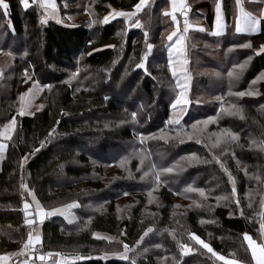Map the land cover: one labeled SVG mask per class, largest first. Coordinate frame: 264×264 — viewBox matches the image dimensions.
Returning a JSON list of instances; mask_svg holds the SVG:
<instances>
[{"label": "trees", "instance_id": "1", "mask_svg": "<svg viewBox=\"0 0 264 264\" xmlns=\"http://www.w3.org/2000/svg\"><path fill=\"white\" fill-rule=\"evenodd\" d=\"M216 1L188 0L193 8L189 23L194 15L199 20L194 29L200 22L205 28L189 30L185 39L190 103L176 125L169 123L179 89L168 67L167 36L175 27L164 15L168 0L148 2L131 20L109 18L108 23L101 21L113 9L133 11L138 0H54L58 19L31 0L27 9L20 0H6L7 15L0 8V50L11 53L12 63L0 78V128L13 117L16 126L0 162V254L17 250L34 227L25 225L22 210L25 201L34 203L31 190L46 210L78 203L72 223L53 217L40 228L49 253L89 257L70 264H224L190 240L187 231L223 256L254 264L242 234L264 241L258 215L264 211V151L256 146L264 141V79H257L264 74V20L256 34L230 27L212 36ZM223 2L229 13L232 1ZM70 15L82 18L73 23ZM136 19L142 27L132 26ZM179 25L183 29L182 20ZM248 42L251 47H240ZM146 43L153 45L151 50ZM146 53L145 71L136 65ZM240 64L243 69H234ZM25 69L33 70L30 79ZM229 70L238 78L230 79ZM34 82L42 89V108L21 116L20 97ZM241 91L254 94H230ZM221 104L237 105L243 118L221 111ZM225 130L238 140L229 138L213 148V134ZM214 156L235 178L236 197ZM151 164L157 169L178 166L163 173L162 183L154 187L151 173L141 179ZM189 185L204 189L207 199L186 191ZM150 191L156 197L151 203ZM217 196L229 199L217 202ZM150 226L153 232L128 253L129 260L110 255L123 252V244L134 246ZM173 230L175 239L169 235ZM178 242L188 243L191 253H182Z\"/></svg>", "mask_w": 264, "mask_h": 264}, {"label": "snow or ice", "instance_id": "2", "mask_svg": "<svg viewBox=\"0 0 264 264\" xmlns=\"http://www.w3.org/2000/svg\"><path fill=\"white\" fill-rule=\"evenodd\" d=\"M171 2V11H166L164 13V15L166 16H170L172 21L174 23L177 24V27L174 31H172L168 36H167V40L168 41H173L174 37H175V41L174 43L171 44L170 48H169V61H168V67L169 70L172 73L173 78L176 79V88L179 89V92L176 95V99L173 101L171 107L173 109V111L175 112L178 108V106H181V110L183 108V106H187L190 103V100L188 98L187 92L189 89V82L191 80V75L188 72L187 68L185 67V65L188 64V60L187 59H183V60H177V64L178 67L174 66V61L172 58V53H173V49L175 50V52L177 53V56H182L184 54L185 51V38H186V34L189 31V28L192 27V25L189 23L188 19H187V12L186 9L188 8V5L185 3V0H170ZM20 3L23 5V7L25 9H27L30 6V2L29 0H20ZM147 0H138V3L136 5H134V10L133 11H117L115 9L112 10V12H110L108 15L104 16L103 20L101 21L102 23H108L109 22V18H115V17H124L127 20H131L132 18L137 16V13L140 12L143 8L144 5H146ZM31 4H35L37 5L39 8L44 9L45 13L50 14L53 16V18H55V13L57 11L56 8V4L54 2V0H31ZM236 4L239 8V15L236 17V31L237 32H257L259 31V25L261 23V19L264 18V9H261V17H255L252 15V13L245 11V9L241 6V0H236ZM109 7H111L109 5ZM0 8L4 9V14L7 15V10L9 8V4L6 2V0H0ZM179 11L181 12V14L185 17L184 18V27L181 31L180 27H179V22L177 21V17L175 15V13ZM69 19H71V17H69ZM41 22L42 23H46L47 19L46 17H42L41 18ZM57 22H60L59 20ZM92 23H96L95 20L92 21ZM132 26L135 27H142L141 21L139 19H136L134 21V24ZM89 27H91V24L89 25ZM225 28V24L223 22V16L221 13V5L219 2H217L216 4V34H219L220 32H222ZM201 31H204L203 28L200 29ZM147 36L148 33L145 32V40L147 42ZM108 47H114L109 45ZM146 47L151 50L153 45L146 43ZM240 47H251V43L248 42L244 45H240ZM260 51H264V45L261 46ZM7 55H11V53H7ZM147 58V53L141 58V62L139 64L136 65L137 68H144L145 71L147 70L145 67V60ZM250 59V57H249ZM244 65L240 64V65H234V69L239 68V69H243ZM3 75V69L0 68V77H2ZM24 75L27 77L28 76V70L25 69ZM217 75H219V73H217ZM228 77L231 78H238L239 73L234 71V70H229L227 73ZM76 73H73V75L69 78L70 80L75 78ZM29 79L31 77H28ZM181 78H182V82H181ZM257 79H264V74H261L260 77H258ZM46 87H51L46 86ZM34 89H36L37 91L39 90V83L38 82H34L33 84V88H30L28 90L27 93L23 94L20 97L21 100V106L19 108V115H25L26 114V109H28L31 106L32 103V99L34 98ZM29 93H33L32 96H29ZM230 94H234L237 97H243L245 95H253L254 92L252 91H247V92H236V93H230ZM218 99H222V98H218ZM42 107V106H41ZM221 111L225 112L228 115H241V118H243L242 116V110L237 106V105H230L228 108H224L223 104H221ZM27 114L31 115V112H27ZM135 113H132L133 118H135ZM215 120L214 117L209 118L208 121H204L203 123L205 125H207L209 123V121H213ZM169 123H175L176 125L180 124V119L176 118L174 121L170 119ZM201 122H197V124H200ZM15 126H16V118L13 117L6 125H4L2 128H0V141L3 140H10L12 138V134L15 130ZM193 127L195 128L196 125H193ZM53 131H55V129H53ZM51 132L49 133V135L51 136ZM179 135V133H178ZM215 136V141L212 144V147L215 148L218 145H220L222 143V141H226L227 139H231L233 141L238 140V136L234 133L228 132V131H222L221 133H214L213 134ZM160 138H164V137H160ZM197 142L199 143L200 141L197 140ZM253 143H255V141H253ZM258 148H260V150L264 151V141H261L258 145H256ZM7 147V145L4 142H0V155H2L5 151V148ZM41 147H43V142H41ZM35 151H39V149H35ZM34 154V153H33ZM192 158H196L195 154H192ZM27 157L22 158V160H26ZM182 160L185 158H181ZM213 159L216 160V162L218 164H220V167L223 169V171L228 175V179L229 182L232 184V192H231V196L232 197H236L237 193H236V185H235V178L232 176L231 172L229 171V169L220 162L218 157H213ZM125 161L121 162V166H124ZM144 163V158L141 157V164L143 165ZM178 165H174L171 167H161L159 169H157V166L155 164H151L148 171H145L143 176L141 177V179L148 177L149 174L151 173V175L154 177V187H158L162 181H161V175L163 173H172L174 171V168L177 167ZM23 167V163H21V168ZM139 170V169H138ZM247 174V173H245ZM21 188H24L26 190H28V186L26 184H21ZM186 191L189 192H198L199 195L201 197H203L205 200L207 199V197L205 196V190L202 188H193L191 185L188 186V188L186 189ZM28 194L32 196V200L35 201L36 203V209L37 212L36 214L39 215L40 217V221L43 222V220L48 217V216H52V215H56L57 213H59L60 215L64 216L65 219L68 220L69 223H72V218L71 214L69 212L70 209L74 208V207H78V203L77 202H72L66 205H63L60 208H52L50 210H45L39 203L38 200H36V197L34 195V193L31 190H28ZM125 195H127V193H125ZM149 196H150V200L149 203L153 202L154 200H156V197L152 196L151 191L149 192ZM229 197L227 196H217L216 200L217 202L221 201V200H228ZM235 203L237 204V207H239L240 205V201L239 199L235 200ZM193 204L196 207H201L202 205L200 203H198L197 201H193ZM261 206L262 208H264V200L261 201ZM30 205L27 201L24 202V215H25V224L31 225L34 223L33 219H28L27 217L29 216V209ZM178 207V206H176ZM249 207H251V204H249ZM175 215V213H174ZM229 215L231 216L232 213H229ZM240 215L243 216L244 212L241 209L240 210ZM260 216V226H259V232L261 237H264V211L260 212L258 214ZM204 221H201V223H203ZM153 232V228L150 226L147 229L144 230L143 234L140 236V238L136 241V244L134 246H129L128 244H123V252H114L111 253L110 255H114L117 256L123 260H129L130 257L128 256V253L130 251L135 250L136 248L140 247L142 242L144 241L145 237H147L149 235V233ZM187 236L189 237L190 240L194 241L196 244L201 245L204 249L207 250L208 253H211L213 257H215L217 260L219 261H223L224 264H245V262L242 261H238V260H233V259H226V257H224L223 255L219 254L218 252L214 251L213 248L206 243L204 240H202L198 235H196L194 232L191 231H187L186 232ZM169 235H172L173 239H175V233L174 230L169 232ZM243 238L244 241L247 242V246L248 249L251 252V259L254 262V264H264V241L262 242H257V240L253 239L251 235H249L248 233H243ZM93 236L97 237L98 239H105L108 241H114L115 238L113 237H101L99 233H93ZM41 243V236L40 234L37 232L35 235L33 234V232H29L28 233V238L26 241H24V247L25 248H29V247H34L37 244ZM179 243V247L181 249L182 253H188L192 251V247L188 244V243ZM156 247H161V245H156ZM144 251H147V249H144ZM12 255H16V253H4V254H0V264H9V257ZM49 256L52 255V253L48 254ZM56 255H60L59 253H56ZM106 256L109 254H105ZM77 259H85V257H76ZM39 260L43 261L45 259V256L41 255L38 257ZM131 264H135V260H132Z\"/></svg>", "mask_w": 264, "mask_h": 264}, {"label": "rangeland", "instance_id": "3", "mask_svg": "<svg viewBox=\"0 0 264 264\" xmlns=\"http://www.w3.org/2000/svg\"><path fill=\"white\" fill-rule=\"evenodd\" d=\"M152 1H154V0H147V3H146V5L148 4V2L150 3V2H152ZM56 8H57V10H58V7H57V5H56ZM112 12V11H111ZM166 12V11H165ZM84 14H87L86 12H84ZM50 15V14H49ZM56 17H57V19H58V14L57 15H55ZM193 17H191V25H192V27L191 28H189V30H200V29H194V27H196L197 25H199V24H197L198 22H199V20H198V18L197 17H195L194 15H192ZM53 17V16H52ZM69 17H71V19H69ZM168 17V16H167ZM81 18H82V16L81 15H70V16H68V19L71 21V22H73V23H75V22H78L79 20H81ZM111 18V17H110ZM115 18H117V17H115ZM118 18H121V17H118ZM182 19H181V17H179L178 19H177V21L178 22H180ZM176 27H177V24L175 23V27H174V30L176 29ZM181 29V31H182V28H180ZM173 30V31H174ZM188 34V33H187ZM187 34H186V37H187ZM209 34L210 35H212V32H209ZM213 36V35H212ZM216 36V35H215ZM186 39V38H185ZM174 41H175V37H174V39H173V41H168V56H169V48H170V46H171V44L172 43H174ZM187 53H188V51H187V49H186V45H185V51H184V54L182 55V56H177V53L175 52V50L173 49V53H172V58H173V61H174V66L175 67H178V64H177V60L179 59V60H183V59H187L188 60V57H187ZM189 61V60H188ZM12 63V58L9 56V55H5L3 52H1L0 53V68H2L3 69V73H4V71H5V69L7 68V66H9L10 64ZM185 67L186 68H188L187 67V65H185ZM188 70V69H187ZM25 72V71H24ZM189 72V71H188ZM29 73V72H28ZM4 75V74H3ZM3 75H2V77H0V78H3ZM191 75V74H190ZM31 75L30 74H28V77H30ZM175 79V78H174ZM175 81H176V79H175ZM191 81H192V78H191V80H190V82H189V89H188V92H187V95H188V98H189V93H190V89H191ZM181 82H182V78H181ZM33 87V85L31 86V88ZM41 88L39 87V90L37 91L36 89H34V98L32 99V103H31V106L28 108V109H26V111L27 112H31V113H34V111H33V109H34V107H35V105H36V103L38 104V108L40 107L41 108V103H39L38 102V99H39V96H40V94H41ZM28 92V91H27ZM26 92V93H27ZM33 95V93H29V96H32ZM190 100V99H189ZM189 105V104H188ZM187 105V106H188ZM184 107H186V106H183V108ZM183 108H182V110H181V106H178V108H177V110L174 112L173 111V117L171 118V120H175L176 118H179V119H181V116H182V112H183ZM35 112H36V109H35ZM173 124H175V123H173ZM32 204V203H31ZM32 206H33V208H34V212H35V224L33 225L34 227H32V226H30V227H32V228H30L29 230H28V233L29 232H33V234L35 235L37 232L40 234V236H41V233H40V228H41V225L45 222V221H47V220H49V219H51V218H53V217H63L64 219H65V217L64 216H62V215H60L59 213H57L56 215H52V216H48V217H46L44 220H43V222H41L40 221V217H39V215H37L36 214V212H37V209H36V203H35V201H34V203L32 204ZM76 207H74V208H72V209H70L69 210V212H70V214H71V217L70 218H72V217H74L73 219H72V221H74L75 219H76V217H75V214L73 213V210L75 209ZM46 210V209H45ZM66 221H68L67 219H66ZM28 233H27V236H26V239L24 240V241H26L27 240V238H28ZM201 246V245H200ZM19 248L17 249V250H15V251H13V252H10V253H16V255H12L14 258H17V259H19V260H21V262H26V263H28L29 264V259L27 258V256L28 255H30V254H36V253H39V252H41V251H44L45 249L43 248V246H42V241H41V243L40 244H37V245H35L34 247H29V248H25L24 247V242H21L20 243V245L18 246ZM48 252V251H47ZM56 253H59V252H53L52 253V255H50V256H52V261L51 262H49V263H47V264H67V263H69V262H71V261H73V260H75L76 259V257H88V256H84L83 254H81L80 252H68V253H59L60 255H56ZM189 253H191V252H188V253H186V254H189ZM224 257H226V256H224ZM89 258V257H88ZM226 259H233V258H230V257H226ZM233 260H235V259H233ZM221 262H223V261H221ZM224 263V262H223Z\"/></svg>", "mask_w": 264, "mask_h": 264}, {"label": "crops", "instance_id": "4", "mask_svg": "<svg viewBox=\"0 0 264 264\" xmlns=\"http://www.w3.org/2000/svg\"><path fill=\"white\" fill-rule=\"evenodd\" d=\"M168 1H169V11H171V2H170V0H168ZM231 1H232L233 4H232L230 9H227L229 11V13H226L225 3L223 2V0H217L216 1V4H217V2H219L220 5H221V13H222V16H223V22L225 24V28L219 34H216V4H215V6H214V19H213V24H212V29H211L212 35L222 36L223 34H225L226 30L228 28H230V27H234L235 30H236V17L239 15V8H238V6L236 4V0H231ZM185 3L190 8V12H189V14H190L191 11L193 10V8H192V6H189L188 0H185ZM241 6L245 9V11L252 13L253 16L261 17V9H264V0H241ZM227 14H229L231 16L230 17L231 21H229V23H228V20H227L228 19L227 18V16H228ZM175 15H176L177 19L179 17H181V19H182L181 12L177 11L175 13ZM262 20H264V18H262L261 21ZM182 23H183V21H182ZM200 24L201 25L199 27H197L196 29H201V28L204 29L205 28V26L201 22H200ZM183 25H184V23H183ZM179 27H180V25H179ZM260 27H261V23L259 25V30H260ZM258 32L259 31L254 32V33L253 32H238V33H242V34H256ZM41 108L40 107L38 108V104L36 103V105H35V107L33 109L34 113H35V109H36V112H38L39 110H41ZM26 114H27V111H26ZM7 141H9V140H3V141H0V142H4L6 144ZM4 153H5V151H4ZM4 153L2 155H0V162L3 161ZM27 258L29 259V255L27 256ZM47 263H49V262H44V263H38L37 262L36 264H47ZM9 264H28V263L21 262V260H19L17 258H14L13 256H10L9 257Z\"/></svg>", "mask_w": 264, "mask_h": 264}, {"label": "water", "instance_id": "5", "mask_svg": "<svg viewBox=\"0 0 264 264\" xmlns=\"http://www.w3.org/2000/svg\"><path fill=\"white\" fill-rule=\"evenodd\" d=\"M189 10H190V8L188 7L187 9H186V12H187V17H188V13H189ZM182 17H183V23H184V16L182 15ZM29 203V202H28ZM29 205H30V207H29V209H28V212H29V216L27 217L28 219H33L34 220V223L33 224H31V225H28V224H25L26 226H33L34 224H35V212H34V208H33V206H32V204L31 203H29ZM22 210H23V212H24V203H23V205H22ZM24 218H25V215H24ZM39 256H41L40 254H37V255H34V254H32V255H30V259L31 260H36L38 263H44V262H50V257H45V259L43 260V261H41V260H39L38 259V257ZM89 259H81V263H83V262H86V261H88Z\"/></svg>", "mask_w": 264, "mask_h": 264}, {"label": "built area", "instance_id": "6", "mask_svg": "<svg viewBox=\"0 0 264 264\" xmlns=\"http://www.w3.org/2000/svg\"><path fill=\"white\" fill-rule=\"evenodd\" d=\"M29 74V73H28ZM32 73H30V75H31ZM142 137V135H140V138ZM39 253H41L42 255H47L48 254V252L46 251V250H44V251H41V252H39ZM80 259H75L74 261H79ZM29 264H34V262H30Z\"/></svg>", "mask_w": 264, "mask_h": 264}]
</instances>
